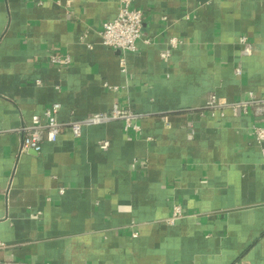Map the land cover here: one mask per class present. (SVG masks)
Masks as SVG:
<instances>
[{"label":"crops","instance_id":"1","mask_svg":"<svg viewBox=\"0 0 264 264\" xmlns=\"http://www.w3.org/2000/svg\"><path fill=\"white\" fill-rule=\"evenodd\" d=\"M119 5L0 0V264H264V118L206 106L264 98V0H133L135 52L101 43ZM53 104L57 141L20 153L18 129ZM114 105L140 130L72 137Z\"/></svg>","mask_w":264,"mask_h":264},{"label":"built area","instance_id":"2","mask_svg":"<svg viewBox=\"0 0 264 264\" xmlns=\"http://www.w3.org/2000/svg\"><path fill=\"white\" fill-rule=\"evenodd\" d=\"M98 34L101 43L106 47L118 49L121 52H135L137 49L136 44L142 36V11L133 7V0H120L116 17L103 22ZM240 43L243 45L242 53H250L251 44L248 39L241 37ZM171 44L173 47L176 46L174 40L171 41ZM167 55V53H164L162 56L166 57ZM70 62L69 56L61 57L59 55H52L49 58L50 65L67 66ZM121 65H124V61L121 62ZM236 74H240L239 69L236 70ZM249 104H255L257 113L264 118V98L257 99L253 95H249L247 99L229 105L225 101H221L216 96L211 95L206 101V106L211 112L222 111L227 107L239 109V107H245ZM59 108V104H53L43 112V119L35 115L31 118L29 125L22 126L18 129L20 153L26 149H32L38 153L41 150V144L43 142L54 143L57 141L63 127L56 118ZM139 118L140 115L130 113L128 110L114 105L109 113L92 114L81 121H72L68 126L72 137L78 139L81 136L83 126L100 125L113 120L123 121L125 123V130L131 129L139 131L140 127L136 124ZM253 136L264 157V122L261 125H255L253 127ZM100 146L105 148L108 146V142L103 141L100 143ZM60 193L63 194L64 190L61 189ZM181 216V208L174 206L170 221L173 222ZM2 246L0 243V247Z\"/></svg>","mask_w":264,"mask_h":264}]
</instances>
